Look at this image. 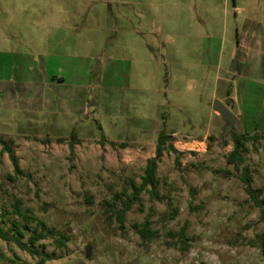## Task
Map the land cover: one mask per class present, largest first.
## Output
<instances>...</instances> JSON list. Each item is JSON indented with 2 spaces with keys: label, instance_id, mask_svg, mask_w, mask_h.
Wrapping results in <instances>:
<instances>
[{
  "label": "rangeland",
  "instance_id": "obj_1",
  "mask_svg": "<svg viewBox=\"0 0 264 264\" xmlns=\"http://www.w3.org/2000/svg\"><path fill=\"white\" fill-rule=\"evenodd\" d=\"M238 61L259 80L264 0H0V224L45 235L34 255L0 239V264H264V205L241 180L264 201V138L227 162L233 131L264 135V88ZM161 133L179 154L120 222Z\"/></svg>",
  "mask_w": 264,
  "mask_h": 264
},
{
  "label": "trees",
  "instance_id": "obj_2",
  "mask_svg": "<svg viewBox=\"0 0 264 264\" xmlns=\"http://www.w3.org/2000/svg\"><path fill=\"white\" fill-rule=\"evenodd\" d=\"M239 71L240 69L238 70V72ZM169 138L170 136L165 133H161L159 135L158 144H157L156 152H155L156 155L155 157L147 161V165L145 167L144 176L142 177L141 184L138 187L134 186L135 191L131 195V198L127 202H124V207L122 209H119L116 212V216L120 222L124 221L126 212L130 210L132 204L138 199L140 194L143 191L148 190L149 186H153L155 184L157 162H158V159L162 156V154L166 151L173 152L177 155L179 154L172 144H169V145L167 144L169 141ZM262 138H264V135L262 134L261 135L248 134V133L238 134L235 131H233L231 134V140L233 142V149L227 156L228 164L232 165L237 170H239L240 166H242L245 161L244 153L246 152V146H245L246 143L250 141H257ZM74 139L75 137H72L71 141H69V147H70L71 152L74 151V146L77 144L75 141H73ZM2 142L4 144L3 151L6 153H9L11 161L14 165V173L17 176H24L25 173L21 169L18 160L14 157L11 147L5 141H2ZM177 163H179L178 157H177ZM241 180L245 186V191L247 195L249 196V198L254 202V204L257 207L262 208V206L264 205V201H260V196L263 194V190L255 189L253 187L252 177L250 176V174L247 172L246 169L242 170ZM148 192L151 194L152 198L159 199V197L152 190H149ZM15 213L18 216L22 217L25 221L31 220L28 216H26L20 210L18 206L15 209ZM14 227L17 232V235L15 237L11 235L13 229H5L0 224V239L7 243L11 241L16 242L21 250L26 251L30 253L31 255L39 254V252L36 249H34V247L36 246L39 240H42L45 238V235L41 232L37 233L36 231L29 237L27 243H23L21 239L23 238L24 233L18 228L17 224H15ZM138 232L140 233L142 239H147L149 236L152 235V233L150 232V230L148 229L146 225H142ZM50 233L54 235L53 231H50ZM66 240L67 238H65L64 236H59V237H56L55 243L57 244L58 247H61L65 244Z\"/></svg>",
  "mask_w": 264,
  "mask_h": 264
},
{
  "label": "crops",
  "instance_id": "obj_3",
  "mask_svg": "<svg viewBox=\"0 0 264 264\" xmlns=\"http://www.w3.org/2000/svg\"><path fill=\"white\" fill-rule=\"evenodd\" d=\"M249 54V52H248ZM261 54V52H260ZM239 64L241 65L240 67V71L238 72V75L242 78H245L244 75H245V72L247 70L246 66H245V63L244 62H241V61H238ZM263 72V71H262ZM54 79V78H53ZM51 77H48V81H51V83L54 81ZM59 81H64L63 78H60ZM245 81H246V84L245 85H251L253 86L254 88H264V72L262 73V76H259V80L256 79L255 77L254 78H250V77H246L245 78ZM37 83L35 82V85ZM247 87V86H246ZM263 90V89H262ZM229 96L232 94H228ZM231 101H235V99L233 98ZM237 122V121H236Z\"/></svg>",
  "mask_w": 264,
  "mask_h": 264
},
{
  "label": "water",
  "instance_id": "obj_4",
  "mask_svg": "<svg viewBox=\"0 0 264 264\" xmlns=\"http://www.w3.org/2000/svg\"><path fill=\"white\" fill-rule=\"evenodd\" d=\"M213 110L224 120L227 121L231 126H233L237 118L231 113V111L220 102L216 101L213 104ZM86 257L90 256V247H86Z\"/></svg>",
  "mask_w": 264,
  "mask_h": 264
}]
</instances>
